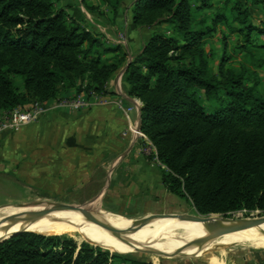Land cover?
Segmentation results:
<instances>
[{"label":"trees","instance_id":"trees-1","mask_svg":"<svg viewBox=\"0 0 264 264\" xmlns=\"http://www.w3.org/2000/svg\"><path fill=\"white\" fill-rule=\"evenodd\" d=\"M101 1L114 19L123 0ZM131 12L133 25L150 35L127 62L119 45L53 0H0V112L71 94L104 95L113 73L127 65L123 79L141 102L140 129L167 191L201 215L264 213V93L250 67L264 65V41L253 36L264 37V0H135ZM219 31L214 69L205 43ZM232 35L242 56L237 68L226 66L235 58L227 51ZM0 264L111 261L87 242L77 249L63 235L24 232L0 242Z\"/></svg>","mask_w":264,"mask_h":264},{"label":"crops","instance_id":"crops-1","mask_svg":"<svg viewBox=\"0 0 264 264\" xmlns=\"http://www.w3.org/2000/svg\"><path fill=\"white\" fill-rule=\"evenodd\" d=\"M134 1H122L112 25L106 15L110 6L102 5L101 0H87L88 6H98L100 12L87 9L80 0H57V6L107 39L121 30L125 43L119 45V52L126 53L129 62L140 55L150 35L147 28L132 23ZM125 69L126 65L121 66L107 81L106 94L99 96L104 103L75 111L56 108L16 131L1 132L0 171L14 170L20 180L52 187L55 196H81L83 201L100 198L105 206L119 207L122 212L157 213L169 197L177 198L162 183L150 141L129 130L130 124L140 125L141 102L128 94ZM119 99L123 107L117 104ZM133 104L136 109L126 115L124 108ZM144 148L150 149L149 156ZM139 202L145 205L135 211L133 205ZM233 258L232 264H264V255ZM220 261L218 264L224 262Z\"/></svg>","mask_w":264,"mask_h":264},{"label":"rangeland","instance_id":"rangeland-1","mask_svg":"<svg viewBox=\"0 0 264 264\" xmlns=\"http://www.w3.org/2000/svg\"><path fill=\"white\" fill-rule=\"evenodd\" d=\"M56 8H61L57 6V0H53ZM222 1V0H219ZM82 3V1L80 0ZM87 4V0H86ZM102 5H106L101 1ZM82 5L86 7L83 3ZM121 5V4H120ZM109 6V5H108ZM97 11L100 12V8L95 6ZM120 7V6H119ZM118 7V8H119ZM63 9V8H62ZM88 9V8H87ZM258 6H251V10L254 15L258 12ZM108 16V24L112 25L114 19H112L110 12L106 14ZM115 17V16H114ZM83 24V23H82ZM84 25V24H83ZM219 29H224L225 26L223 23L218 25ZM221 31L216 33L214 36L206 40L205 50L211 56V65L214 69L217 68V62L219 60L222 42H221ZM104 37V40L109 45H121L125 43V36L121 30L116 31L115 35L110 36L109 39ZM254 37H257L259 42L264 41V37L261 35L253 34ZM237 36L232 35L228 40L229 47L227 49L228 53L234 55L235 58L226 63V66L237 68L239 62L242 60V56L239 51L232 49L233 45L236 44ZM264 54V51H263ZM108 57V56H107ZM254 70L257 71L259 75V84L257 89L264 93V65L263 66H251ZM17 84H20L19 78H17ZM78 95V94H77ZM76 96L71 94L67 97H61L55 100L54 104L62 99H70L71 97ZM32 104L25 105L23 107H18L20 109L29 110L31 109ZM53 104V105H54ZM117 104L121 107L122 100H117ZM45 105V104H44ZM130 106V105H129ZM123 107V106H122ZM128 107V106H127ZM126 107V108H127ZM15 108V109H18ZM60 108L55 107L53 109ZM124 108V109H126ZM52 109V110H53ZM14 110V109H13ZM51 111V110H50ZM48 112L42 115H46ZM132 113V112H128ZM9 112H0L1 117H5ZM127 114V115H128ZM41 115V116H42ZM131 126L134 124H130ZM129 130L131 128L129 126ZM11 131V130H2L0 131ZM141 137V136H139ZM144 152L149 156L150 149L144 148ZM15 174L14 170H5L0 171V211L5 210L9 206H25V207H50L53 205H68V206H77V207H88L95 209L99 212H106L117 217H122L123 219L136 222L141 219L153 218L156 215L161 214H176V215H196L194 208L182 198H172L169 197L164 204L159 206L157 213L146 214L142 212H122L119 207L105 206L100 198L90 199L89 201H83L84 199L81 196L71 197V196H55L52 187H40L39 183H31L28 181L20 180ZM145 205L144 202H139L138 204L133 205L135 211H140ZM217 216V215H216ZM224 216V215H223ZM264 216V213L261 211H250L248 218L243 214V211L235 212L231 215L224 216L227 218H244L252 219L254 217ZM220 217V216H218ZM155 223L148 228H155ZM188 229V230H187ZM190 226L183 227L180 230L181 238L177 239H163L159 243L153 245L150 248L145 249H135V251H129L119 246L118 239L114 240H105L102 236L91 233L90 231L84 229V227H69L64 229H58L50 231L47 233L34 232L41 235H63L67 238H72L77 243V249L82 242H87L88 244L94 247H100L102 250L106 251L109 254V260L111 264H176V263H185V264H218V261L224 262L226 264H232L234 261L233 256H245V255H264V239L255 238L254 235L240 238L239 235L232 233L225 234L215 239H212L206 243L195 246L193 248H187L185 245L186 242L191 241L192 234L194 230ZM189 232V233H188ZM51 233V234H50ZM187 233V234H186ZM192 238H190L189 237ZM238 236V237H237ZM95 240H93V239ZM183 238V239H182ZM187 238V239H186ZM88 240H93L96 243L89 242ZM182 240V241H180ZM179 241V242H178ZM98 243V244H97ZM103 244V245H102ZM134 246V245H132ZM222 263V264H223Z\"/></svg>","mask_w":264,"mask_h":264},{"label":"bare ground","instance_id":"bare-ground-1","mask_svg":"<svg viewBox=\"0 0 264 264\" xmlns=\"http://www.w3.org/2000/svg\"><path fill=\"white\" fill-rule=\"evenodd\" d=\"M47 208L48 207L43 208L40 206L6 207L5 210L0 211V239L19 229L47 233L69 227H84V229L90 231L91 233L102 236L105 240L116 241L118 239L120 247L129 251H135V249L150 248L163 239H180V230L186 226L193 228L192 230H194V234H192V238L198 239L223 231H228L232 225H252V223H255L256 220H258V217L244 219L239 217L223 218L222 216L218 217L212 215L210 216L211 221L207 223H200L190 220H178L173 217H162L151 219L137 231H124L123 229L134 224L133 221L126 220L122 217H117L106 212H99L88 207H81V209H83L87 214L78 210L64 209L50 211L43 215H35V212L42 211ZM260 217L262 219L264 218V216ZM154 223L156 226L155 228H148ZM233 233L239 235L240 238L254 235L255 238L257 237L262 240L264 239V222ZM228 234L232 235V233ZM195 246L198 245H190L187 246V248H193Z\"/></svg>","mask_w":264,"mask_h":264},{"label":"built area","instance_id":"built-area-1","mask_svg":"<svg viewBox=\"0 0 264 264\" xmlns=\"http://www.w3.org/2000/svg\"><path fill=\"white\" fill-rule=\"evenodd\" d=\"M104 103V101L100 100L99 95H95L91 93L89 96L81 93L76 96L71 97L70 99H62L58 101V103L54 105L46 106L44 103H34L31 106V109H14L9 112V114L5 117L0 116V131L2 130H11L16 131L20 129L22 126L31 124L34 122L40 115L49 112L55 107H66L70 110H81L90 108L95 104ZM137 105V103H136ZM136 105L128 106L124 112L127 115L128 112L134 111L136 109ZM131 132L135 137H144L139 125H132Z\"/></svg>","mask_w":264,"mask_h":264},{"label":"water","instance_id":"water-1","mask_svg":"<svg viewBox=\"0 0 264 264\" xmlns=\"http://www.w3.org/2000/svg\"><path fill=\"white\" fill-rule=\"evenodd\" d=\"M126 67H127V65H126ZM64 209H71V210H76V211L78 210V211H80V212H82L84 214H87L83 209H81V207L59 204V205L50 206L47 209H44L42 211H37V212H35V215L36 216L43 215V214L48 213L50 211L64 210ZM256 211L258 212L259 210H256ZM212 215L222 216L224 218V216L221 215V214L201 215V214H199L197 212H196V215H176V214L168 215V214H161V215H156L153 218H146V219H141V220H138L136 222H133L134 224L129 225L128 227H126L123 230L124 231H137L142 226H144L146 223H148L151 219L162 218V217H173V218H176L178 220H186V221L190 220V221H196V222H200V223H207V222L211 221L210 216H212ZM246 218H248V217H246ZM262 222H264V218L262 219L261 217H258V220H256L255 223H252V225L251 224H248V225H232L228 231H223V232H220V233L209 235L207 237L194 239L192 241L186 242L185 245H187V246H190V245H201L203 243H206L209 240L215 239V238L220 237L222 235H225V234H228V233H233V232H236V231H239V230H243V229H246V228H250V227L256 226V225H258V224H260ZM24 232H32V231H29L27 229H19V230L13 231V232L9 233L7 236L1 238L0 242L5 240V239H7V238H9V237H12V236L24 233Z\"/></svg>","mask_w":264,"mask_h":264}]
</instances>
